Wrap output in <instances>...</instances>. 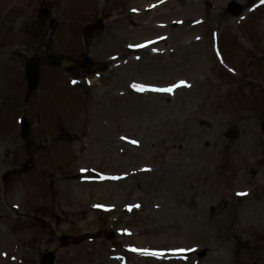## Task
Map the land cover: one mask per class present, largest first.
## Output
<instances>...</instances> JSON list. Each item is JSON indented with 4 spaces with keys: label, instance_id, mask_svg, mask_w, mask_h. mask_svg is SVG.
Here are the masks:
<instances>
[{
    "label": "rangeland",
    "instance_id": "374dc122",
    "mask_svg": "<svg viewBox=\"0 0 264 264\" xmlns=\"http://www.w3.org/2000/svg\"><path fill=\"white\" fill-rule=\"evenodd\" d=\"M157 1L0 0V264H38L42 252L57 250L55 264H264V230L252 227L257 208L264 213V185H260L264 182V132L260 130L264 95L251 104L242 102L238 120L230 107H235L234 101L239 106L236 80L240 72L263 76L264 64L253 48L262 47L264 54V5L256 8L258 0H175L172 14L154 20L128 10L134 2ZM230 1L247 9L243 21L224 13ZM99 17L105 19L104 31L89 38L84 47L82 26ZM146 22L151 30L144 28ZM158 37L165 38L164 44L154 48L166 52L160 60L148 67L143 57L137 63L130 59L131 49L147 54L142 45ZM6 43L10 49L6 50ZM197 43H204L206 54L191 56L175 67L177 46ZM47 53L88 54L99 62L112 59L114 66L97 78L80 71L66 74L42 68L39 87L24 106L21 68L30 56ZM71 81L90 85L66 89ZM180 82L186 86L175 95H144L143 108L131 89V85L165 87ZM103 92L121 101L95 112L101 119L96 127L90 113L95 95ZM23 112L31 124L34 166L27 174L12 177L4 189L2 174L13 172L27 158L18 136ZM246 114L248 118L243 117ZM79 122L81 130L74 129ZM48 128L53 129V140L44 145ZM83 129L90 131L88 138L79 137ZM228 130L236 132L234 140L225 138ZM8 135L15 141L14 150L12 143L6 144ZM176 135L181 137L179 156L163 154ZM104 137L113 146L106 147ZM123 138L133 140L135 145L127 147L131 153L121 150L122 142L115 143ZM78 139L85 143L79 152L72 148H79ZM168 156L175 165L170 166L171 182L164 184L158 168ZM57 162L62 168L94 170L120 181L64 187L70 190L66 200L64 188L58 186V169H48L42 178L52 195L46 213L43 204L48 200L41 199L32 179L45 165ZM127 165L154 172L149 179L137 177L140 173L125 179L120 168ZM14 190L21 209L29 192L38 209L12 208ZM235 190L245 191L248 203L235 200ZM104 207L112 210L105 212ZM234 215L241 220L238 225L232 221ZM234 227L246 245L231 241ZM89 231L97 234L90 239L82 236ZM61 235L70 236L74 245L58 249ZM12 244L23 248L13 262ZM134 249L174 254L152 258L134 255Z\"/></svg>",
    "mask_w": 264,
    "mask_h": 264
},
{
    "label": "bare ground",
    "instance_id": "6f19581e",
    "mask_svg": "<svg viewBox=\"0 0 264 264\" xmlns=\"http://www.w3.org/2000/svg\"><path fill=\"white\" fill-rule=\"evenodd\" d=\"M128 1L131 3L133 0H128ZM192 2L193 1L190 0L189 3H192ZM173 3H175V0H160L158 3L149 2L146 5L141 4V3L135 4V2H134L135 6H132V11L134 12L135 15H137L136 17H140V18H143L146 20L147 19L148 20H154V19H156L162 15L172 14L174 12ZM147 15L153 16L154 18L149 19V17ZM171 26L173 27V25H171ZM228 26L229 25H227V27ZM144 28L151 30L150 22H146L144 25ZM188 29L190 31L194 28H188ZM178 31H179V33L183 32L182 28H180ZM181 35L182 34H179V36H181ZM178 37H174V39L176 40ZM164 40H165V38L158 39L155 42H152L150 45H151V47L161 46L162 44L165 43ZM203 44L204 43L190 44V46L185 45L184 47L183 46H177L178 47L177 52H178L179 57L176 59L177 61H173V63H174L173 65L175 67H177L179 65V62L182 64V63H185L186 61H190L191 56L196 58V57L201 56L202 54H206V50H205ZM210 50H211V47H210ZM253 54H255L258 57L259 62L264 64V54L262 52V47L253 48ZM141 57L144 58L145 63H148V67L152 66L154 61L160 60L159 56H150L148 54H144V52L141 53ZM211 60L214 61L212 58H211ZM133 64H135V63L133 62ZM138 65H141V64L138 63ZM157 65H163V62L158 63ZM244 76H247V78ZM237 79L239 81L236 80V82L240 86V87H238L239 91H237L238 92L239 106L237 105V103H235V101H234L235 107L230 106L231 109H234L235 113H237V119L236 120H238V118H239V114H238L239 109L238 108L242 105V102L244 104H251V102H254L257 99V97L259 99H262V96L264 95V72H263V76L245 75V74H242L240 72V75L237 77ZM244 87L248 88L247 92L243 91ZM189 91H191V90H189ZM142 95H144V94H136L133 97L136 101L140 102V104H138V106H141L143 108V102H145L146 99L142 98L143 97ZM118 100L121 101L120 99H118V97H115L114 94H110L108 92H103L102 94H99V93L96 94L95 100H94L96 105L92 108L91 113H90V119L92 121V124L95 125L96 127L101 124V119H100V117H98V113L96 114L95 112H100L102 110L106 111L108 108L106 105L109 106L108 109H111L113 102H117ZM101 102H102V104H101ZM145 106H147V108H151V106H148V105H145ZM201 106L205 107L206 105H201ZM225 106H227V105H225ZM243 117L248 118L249 115L246 114ZM225 119L226 120H233V117L226 116ZM220 122L225 123L223 117L220 118ZM81 127H82V124H81V122H79L74 126V129L81 130L80 129ZM52 132H53L52 128L47 129L48 139L44 143V145L52 142V140H53V136H51ZM90 134L91 133L89 130L83 129L82 132L80 131L79 137L81 138L82 135H84L85 138H88L90 136ZM8 136L9 137H7L6 144L12 143V150L16 149V146H15L16 144H15V141L12 139V136L11 135H8ZM180 141H181L180 135L174 136L171 143H169L168 146L163 149V154L169 153L170 154L169 156H173V157H175V155L179 156V152L181 151V149H179L180 148ZM77 142H78L79 148L77 149L74 146H72V148L75 150H78V151L84 149L85 143H83L81 141V139H78ZM103 143L106 147L113 146L112 140H110V138L106 139V137H104ZM115 143L119 144L120 142L118 139H116ZM6 144L4 147H6ZM56 144H58V142ZM127 147L128 148L131 147V143H128V145H124L123 147H121V150L125 151V148L127 150ZM241 149H243V148H239L237 150L242 151ZM199 151L201 152V150H199ZM127 152H128V150H127ZM128 153H131V152H128ZM249 153L254 154V151L251 150ZM169 156L165 159H161V160H163V162L161 163V166L158 168V170L161 174L160 176L164 177L163 178L164 184L171 182L170 172H169L170 166L172 167L175 165V163L172 162L173 158H170ZM160 157H162V154L160 155ZM129 159H130L129 161H131L132 157H129ZM52 168L58 169L57 170L59 173L58 186H60L61 188H64V187H71L72 188V187L82 186L85 183L88 176L91 177V179L88 180L91 183L102 182L101 178H100L101 177L100 174H98L94 171H87V173L85 174V173H82L76 166H74L73 168H62V167L58 166V162L54 163V164H48V165H45L41 169V172L39 175H36L32 179V181L36 185L37 193L41 196V199H43V200H46L47 197L50 195V193H49V187L46 186V184L44 183L42 178L44 176V173L48 169H52ZM120 170L123 171L122 173H124L125 176L127 175V178L136 174V173H140L139 175H137V177H139L140 179H142L144 177L149 179L152 177V173L154 172L153 171L152 173L151 172L150 173H145V172H134V173H132L133 169H130L129 165L125 166L124 168H120ZM118 182H116V183H118ZM104 184H110V182L109 183L104 182L103 185ZM90 185H92V184H90ZM148 185L143 184V187H148ZM66 191H67L66 188H64L62 195H63L64 199L67 200L69 198L70 190L67 191L68 194H66ZM31 197H32V200H31ZM33 200H34V194L29 192L28 199H27L28 206L30 205L32 207V205H33L32 201ZM244 203H248V201L245 200ZM12 204L16 205L17 206L16 208L21 210L20 199H19V196H17L16 190H14L12 192ZM58 205L59 204L57 202L56 206L58 207ZM30 206H29V208H31ZM51 215H52V218L54 220H56L55 213L52 212ZM238 220L241 221L239 219V217H237V215H234L232 221L234 222L235 225H238L240 223ZM252 222H255V224H253V226H252L254 231H255V229L264 230V213L263 212H262V214L259 213L258 208H257L256 212L253 213ZM234 229L236 231L233 230L232 237H230L231 241H233V243L239 244L241 246L246 245L247 241L245 240V238L239 237L236 234L237 230H239V229H237L235 227H234ZM110 233H111V238H113L112 234H114V232L113 231L108 232L109 235H110ZM96 234H97V232H89V233L82 234V236L94 237ZM33 251H34V249L32 250V252ZM22 253H23V248L21 246L12 244V262L14 261V257H16Z\"/></svg>",
    "mask_w": 264,
    "mask_h": 264
},
{
    "label": "water",
    "instance_id": "95a60500",
    "mask_svg": "<svg viewBox=\"0 0 264 264\" xmlns=\"http://www.w3.org/2000/svg\"><path fill=\"white\" fill-rule=\"evenodd\" d=\"M230 11H232L233 14L235 16H237L240 13V7L231 5ZM93 28L94 29H101L100 22H98L96 24V26L87 27L86 30L90 31ZM62 59H67V58H65L64 56H50L48 58V64L52 65V66H58ZM89 64L90 63H88L86 61H84L82 63V65H85V66H88ZM25 77H26V81L28 84V92H27V96H26L28 98L29 95L37 88L38 81H39V66H38V62L36 59L29 60L26 63ZM28 135H29V126H28L26 120H24L23 125H22L21 138L25 141V144L27 147L30 146V142L27 140ZM29 163L31 164L32 162L29 161ZM27 170H28V168H26V166H25L23 172H25ZM66 240L67 239L65 237H63L61 239L62 246L67 245ZM53 261H54V255L53 254H45V255H43L41 264H52Z\"/></svg>",
    "mask_w": 264,
    "mask_h": 264
},
{
    "label": "snow or ice",
    "instance_id": "6c2138e0",
    "mask_svg": "<svg viewBox=\"0 0 264 264\" xmlns=\"http://www.w3.org/2000/svg\"><path fill=\"white\" fill-rule=\"evenodd\" d=\"M179 86H186V85H183V82H182L181 85H177V87H179ZM137 90L138 91H143L144 89L137 86ZM153 90L154 91H167V92H171L172 91L171 88H169V89H153Z\"/></svg>",
    "mask_w": 264,
    "mask_h": 264
}]
</instances>
